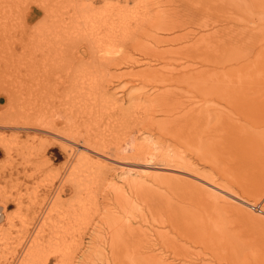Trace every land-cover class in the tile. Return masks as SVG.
<instances>
[{
	"label": "bare ground",
	"instance_id": "6f19581e",
	"mask_svg": "<svg viewBox=\"0 0 264 264\" xmlns=\"http://www.w3.org/2000/svg\"><path fill=\"white\" fill-rule=\"evenodd\" d=\"M96 1L99 0H19L17 13L12 9L16 13V20L12 22H17V29L12 30L16 39L14 50L19 51V56L16 61L14 59L16 64H11L17 72L14 87L16 109H12L13 95L9 93L11 108L7 112H17L18 118L15 124L0 122V128H15L18 134L10 138L3 136L0 142L4 150L11 155L10 141L17 142L22 154L29 151L24 154V163L47 168L53 158L48 152L62 148L67 156L63 167L69 169L63 179L73 180L77 191L82 190L93 174L108 166L107 158L142 163V159L150 155L167 161L169 165L175 161L177 167L196 178L197 181L182 174L199 185L197 193L216 207L243 211L247 204L264 215V182H260L264 181V74L260 70L264 68L261 48L264 36L258 38L257 32L249 35L239 30L229 32L225 35L224 55L227 58L215 59L219 57L215 50H220L218 45L225 39L224 36L222 39L213 37L218 34L215 23H221L224 28L223 22L232 21L231 29L240 23L229 20L230 13L228 18L209 16V10L218 0H152L156 5L169 6L170 9L160 8L156 13L149 7V0H142L133 7L130 6L133 0H117L125 4L101 0L107 1L102 6H97ZM222 9L228 11L227 7ZM181 14L188 16L189 24L182 33ZM254 20L258 22L257 18ZM10 33L11 30L7 31L9 37ZM159 33L172 34L167 37ZM198 34L193 44H182ZM166 44L171 47L162 50L161 46ZM159 63L163 64L154 67ZM137 66L140 69L134 70ZM116 83L119 85L114 86ZM200 85L205 91L198 102L207 104L209 116L217 115L228 134L237 135L230 138L231 146H236L238 151L229 152L231 159L228 160L237 165L231 171L233 176L220 168L213 155L208 156L211 152H203L195 142L192 143L194 148L180 150L174 144L173 147L170 140L160 137L166 133L177 135L181 127V111L194 103L192 97L182 99V87L194 89ZM226 96L236 102L235 111L223 107ZM214 99L219 106L211 110L208 104ZM140 132L150 133L147 140L137 141ZM246 132L253 135L245 136ZM155 134H158L156 139L152 138ZM189 154L197 156L200 163L209 165L223 183H240L237 185L242 189V195H254L258 205L217 181L213 172L209 175L199 173ZM243 157H251V162L254 158L259 160V165L255 163L256 168L246 176L254 178L249 182L250 186L237 179ZM82 167L87 169L78 173L77 169ZM141 170L148 169L142 167ZM114 234L109 239L111 246L119 241ZM181 234L186 241L201 247L191 251L192 247L190 249L183 241L182 245L175 246L174 252L184 257L207 252L210 259L220 264H264V245L249 251L247 255L252 254L250 259L245 260V257L240 262L229 255L233 249L226 252L222 248L224 241V247L231 246L228 241H218L195 223ZM96 240L97 237H93V241ZM76 241L71 240L70 245ZM74 251L73 256H68V264H73ZM127 256L130 257L131 253ZM130 259V264L138 261L133 256ZM149 259L151 264H168L156 255H150Z\"/></svg>",
	"mask_w": 264,
	"mask_h": 264
},
{
	"label": "rangeland",
	"instance_id": "374dc122",
	"mask_svg": "<svg viewBox=\"0 0 264 264\" xmlns=\"http://www.w3.org/2000/svg\"><path fill=\"white\" fill-rule=\"evenodd\" d=\"M115 1L120 2L112 0V3ZM192 1L189 0V2ZM239 1L218 0V3L211 7V11L209 10V14L210 12L212 14L209 15L210 17L228 18L230 13L229 20H235L236 23L240 21L233 29H231L232 21L223 22L224 28L221 23H215L218 34H213V37L222 39L224 36L225 38L218 45L220 50H215L219 53V57L215 59L220 56L226 57L224 49L227 45V36L225 35L229 32L239 30L245 35L257 32L258 38L264 36V0ZM106 2L99 0L95 4L102 6ZM139 2L142 3V0H133L130 6L133 7ZM120 3L125 4L122 1ZM17 4L19 5V0H0V122L9 121L10 124H15L18 118L17 112H7L8 108H11L8 104L9 93L13 95L12 109H16L14 87L17 72L16 67L11 64H16L14 59L16 61L17 55L19 56V51L16 50L17 53L14 50L16 39L15 32L12 31L15 30L14 27H17L15 25L17 22L14 24L12 22L16 20ZM257 4L261 6L253 8ZM148 5L153 13L160 8L170 10L169 6H158L152 0L148 1ZM226 7L229 12L222 11V8ZM12 9H15L16 13ZM255 18L258 22L254 20ZM187 22L188 16L181 14L179 17V23L183 25L181 33L189 25ZM10 30L14 37L11 33L10 37L8 36L7 31L10 32ZM159 34L168 37L172 33ZM198 36L199 34L182 44L187 46L193 44L192 42L196 41ZM168 47L171 46L166 44L161 46V49L167 50ZM261 48L264 56V38L261 41ZM12 59L13 61H10ZM162 64L159 63L154 67ZM138 69H140L138 66L134 68V70ZM260 70L264 74V68ZM116 84L114 86L119 85V83ZM181 91L182 99L187 100L192 97L194 103L186 105L181 111V127L179 126L177 135L166 133V135L160 134V137L170 140L172 143L168 142L180 150L194 148L192 143L195 142L203 152H211V154L207 153L208 156L211 158L213 155L219 162L220 168L226 169L232 175L231 171L235 170L234 167L237 165L228 160L231 159L229 152L238 153V151L235 150L236 146H231L230 138L237 135L228 134L222 128L224 125L217 115L209 116L210 110H207V104L198 102L205 88L201 85L194 89L183 86ZM126 93H123V100ZM223 100V107L227 111H235L233 109H236V102L231 96H226ZM218 103L215 99L210 100L208 106L212 110L214 106H219ZM14 129L0 128V141L3 136L10 138L11 135L18 134V131ZM180 132L184 134H179ZM149 134L140 132L136 139L138 142H143L147 140ZM246 134L245 136L253 135L251 132ZM157 137L158 134H155L152 138ZM10 144L11 155L4 150L0 142V264H68V256H73L74 249L73 264H130L131 256L138 260L135 264H151L150 255H156L168 264H207L208 262V264H220L210 259L207 252L200 253L202 256L198 252L185 257L174 252L175 246H180L184 242L190 249L192 247L191 251L200 250L199 244L186 241L187 239L181 234L186 227H191L194 223L201 229L207 230L218 241L220 239L228 241L231 246L224 247L226 246L224 241L222 248L226 252L233 249L229 255L234 256L232 259L235 261L243 262L245 257H247L245 260L250 259L252 254L248 256V252L264 245V215L261 211L255 210L252 206L248 207L246 203L247 207H244L243 211L232 207H227L231 211L220 206L216 207L205 196L197 193L199 185L184 177L182 174L188 176L190 174L177 167L178 163L175 161L172 162L173 165H169L161 158L146 155L142 163L133 161V163H126L127 161L121 159L118 161L116 158L113 160L103 156L107 158L108 166L99 168L100 172L93 174V177L91 176L83 184L82 190L77 191L73 180L63 179L69 169L65 170L66 167H63L67 156L62 148L48 152L49 156L53 155L51 159L53 163L50 161L46 168V166L38 167L24 163V156L29 154V151L24 155L20 152L17 142L10 141ZM189 144L192 146H188ZM188 157L191 162H194V169H197L199 173L209 175L213 172L215 179L225 184L209 165L200 163L197 156L189 154ZM242 161L243 166L240 168L237 179L248 185L254 178L248 179L246 176H249L248 172L251 169L256 168L255 163H257L256 166L259 165V160L254 158L251 162V157H243ZM128 166H132V169H128ZM142 167L148 170H141ZM84 169L87 168L77 169L78 173H84ZM90 169L95 171L94 167ZM260 182L263 184L264 181L260 180ZM237 184L225 185L239 193L241 197L256 203V197L242 195V189ZM232 209L235 211L233 212ZM113 232L114 236H118L119 241L111 246L109 239ZM93 237H97V240L93 241ZM73 239L77 241L71 246ZM129 253H131L130 257L127 256ZM234 254H237L236 257ZM238 254L242 256V260Z\"/></svg>",
	"mask_w": 264,
	"mask_h": 264
}]
</instances>
